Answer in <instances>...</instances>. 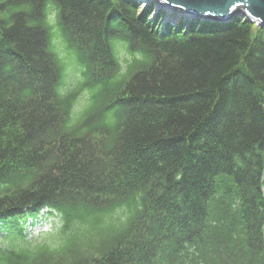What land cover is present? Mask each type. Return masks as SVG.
<instances>
[{
    "label": "trees",
    "instance_id": "trees-1",
    "mask_svg": "<svg viewBox=\"0 0 264 264\" xmlns=\"http://www.w3.org/2000/svg\"><path fill=\"white\" fill-rule=\"evenodd\" d=\"M141 10L0 0V264H264V28Z\"/></svg>",
    "mask_w": 264,
    "mask_h": 264
},
{
    "label": "water",
    "instance_id": "water-1",
    "mask_svg": "<svg viewBox=\"0 0 264 264\" xmlns=\"http://www.w3.org/2000/svg\"><path fill=\"white\" fill-rule=\"evenodd\" d=\"M165 10L187 16L226 21L235 14L264 26V0H155Z\"/></svg>",
    "mask_w": 264,
    "mask_h": 264
},
{
    "label": "rangeland",
    "instance_id": "rangeland-1",
    "mask_svg": "<svg viewBox=\"0 0 264 264\" xmlns=\"http://www.w3.org/2000/svg\"><path fill=\"white\" fill-rule=\"evenodd\" d=\"M54 219L50 218V222L49 220H44V219H39L38 221H36L33 225H27L26 226V232H28V238H31L33 239V241H36L37 240V235L40 233V232H45V231H49V228L51 226V222L53 221ZM30 222V221H29ZM86 229V228H85ZM87 230V229H86ZM40 235V234H39ZM62 234H60L59 236H61ZM1 236V234H0ZM40 237H38L39 239ZM72 244H75L77 243L76 241L74 242H71ZM71 243L69 245H71ZM66 246L65 243H60L58 244V248L61 249ZM67 248H70L69 246ZM86 247H83V249H85Z\"/></svg>",
    "mask_w": 264,
    "mask_h": 264
},
{
    "label": "bare ground",
    "instance_id": "bare-ground-1",
    "mask_svg": "<svg viewBox=\"0 0 264 264\" xmlns=\"http://www.w3.org/2000/svg\"><path fill=\"white\" fill-rule=\"evenodd\" d=\"M38 56V55H37Z\"/></svg>",
    "mask_w": 264,
    "mask_h": 264
}]
</instances>
